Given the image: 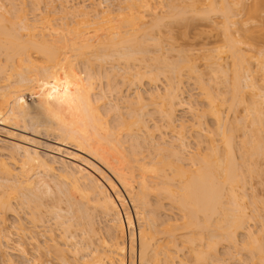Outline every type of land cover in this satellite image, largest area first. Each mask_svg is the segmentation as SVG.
<instances>
[{"label": "bare ground", "instance_id": "1", "mask_svg": "<svg viewBox=\"0 0 264 264\" xmlns=\"http://www.w3.org/2000/svg\"><path fill=\"white\" fill-rule=\"evenodd\" d=\"M155 1L102 11L103 1L88 11L83 1L75 9L86 20L100 16L86 28L55 24L49 13L14 21L0 1V124L59 144L43 151L26 133L0 137V188L10 190L0 205L13 209L15 197L30 209L33 227L17 218L16 231L34 245L31 256L17 243L30 264H44L46 253L61 264H218L223 240L264 264V199L246 187L247 175L262 172L264 88L242 50L245 37L235 34L251 30L241 12L257 15L264 0ZM202 12L223 17L225 39L205 57L208 80L163 41V26L188 25ZM259 56L264 75V50ZM186 75L199 83L206 109L185 97ZM238 104L242 117L223 114ZM186 108L191 120L178 115ZM207 113L214 128H206ZM1 221L0 245L14 235ZM40 224L44 231L34 229Z\"/></svg>", "mask_w": 264, "mask_h": 264}, {"label": "rangeland", "instance_id": "2", "mask_svg": "<svg viewBox=\"0 0 264 264\" xmlns=\"http://www.w3.org/2000/svg\"><path fill=\"white\" fill-rule=\"evenodd\" d=\"M2 3L5 4V7L11 8L12 13L8 15L14 21H19L22 18H28L30 21H34L36 18H40V16L49 13V18L52 19V22L55 24H62L68 23L70 26H80L82 28H86L87 21H94L96 19H100V16L91 13L88 17L89 19L86 20L85 16L82 15L77 9L83 1H85L86 8L83 7L85 10H91V7L94 3L99 1H103L102 4L99 6V10L102 11L103 9H107L108 7L117 9L119 5L122 4L123 0H0ZM247 5H251L254 3L255 0H244ZM154 2H156L154 0ZM93 12V11H92ZM204 13L190 15L188 16L189 24L180 22L178 20H172L167 25L163 26L164 37L163 41L166 47H175V50L169 52L168 54L171 57H176L179 55V51L182 54L186 53L190 57H192L198 66V69L204 71V77L206 80L209 79V69L207 67V59L205 58L207 54L211 53V49L217 48L225 43L224 34L221 26V22L223 17L220 14H211L209 17L207 14L206 16ZM240 19H248L247 24L245 26L249 27L250 31H244L242 29L235 32L236 36H244L246 40V44L242 45V50L245 54L249 56L248 62L251 64L250 66L255 69V76L257 79V83L260 88H264V75L259 70V63L257 60H260L261 57L259 56V50H264V5L261 10L257 13V15L253 17H249V13L247 10L242 11L239 15ZM86 20V22H82ZM79 24V25H78ZM91 28V27H89ZM214 53V52H213ZM217 53V52H215ZM223 55H226L225 53ZM218 57V54H217ZM2 58L5 59V56L2 55ZM219 61H226L231 62V58L220 59ZM84 66V65H83ZM214 82V81H212ZM184 90H185V97L188 98L192 104L199 107L200 109H206V97L205 95L200 96L202 89L197 83L195 77L186 75L184 77ZM222 86V85H220ZM215 91L219 90L218 85H215L213 88ZM221 89H224L221 87ZM258 91V90H255ZM254 90H248L247 96L251 95ZM111 98H115L116 94L110 96ZM26 98L28 100L31 99L30 95H27ZM224 115L227 117L230 116L232 120L236 118H240L245 114V104H238L233 108L228 107L225 105L223 107ZM187 110V111H186ZM185 112L182 109L178 110V115L182 119L191 120L192 115L191 112L188 111L186 108ZM206 128H214L215 123L213 116L210 113H207L204 117ZM14 131L17 134H28L33 136L31 133L23 132L20 129L13 130L12 127L0 124V137L4 140H12L9 136V132ZM172 135L171 133H169ZM190 134V133H189ZM191 135V134H190ZM242 135V129H238L235 133V138L238 141L240 136ZM36 140L41 142L42 147L41 150L47 151V146L49 145H59L56 139L53 136L47 135L45 133L39 136H33ZM191 149L196 148V144L191 137ZM67 150L75 153H81L74 149L73 147H65ZM6 152V151H4ZM83 154V153H82ZM239 154V153H238ZM85 155V154H83ZM4 157L7 156L6 153L3 155ZM240 158V156H239ZM260 165L262 167V172L260 177L250 178L247 175L246 187L248 191H251L252 186H254L255 193L259 195L261 198L264 199V158L260 159ZM1 173V172H0ZM6 190V189H5ZM240 190V188L238 189ZM10 190L4 191L0 188V199L5 194L9 193ZM13 209L7 210L2 208L0 205V223L1 220L5 221V226H8L14 235L12 236L13 240L10 242L3 241L2 245H0V264H30L27 261V258L19 252L17 249V243L20 240L24 241L23 246L28 251L29 255L33 256V254L37 255L34 245L29 243V240L20 238L17 234V226L19 222V218H22L25 226L33 227V222L30 209L28 207H21L19 204V200L15 197L11 198ZM176 211V210H174ZM170 212V211H169ZM18 218V219H17ZM40 228H34L38 231H44V226L40 224ZM244 235L242 232L239 233L238 239L242 241ZM45 238L42 237V241ZM219 253L221 256V260L218 264L223 263H230V264H262L257 258H252L251 254L246 249H241L240 247L235 248L232 244L227 241L223 240L219 243ZM233 253L236 257L232 258ZM9 258L14 259V263H11ZM41 260H43L44 264H61L56 255L54 254H47L41 256ZM221 262V263H220Z\"/></svg>", "mask_w": 264, "mask_h": 264}]
</instances>
